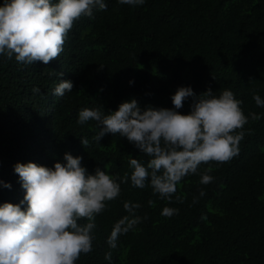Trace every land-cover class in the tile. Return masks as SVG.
<instances>
[{
    "label": "trees",
    "instance_id": "obj_1",
    "mask_svg": "<svg viewBox=\"0 0 264 264\" xmlns=\"http://www.w3.org/2000/svg\"><path fill=\"white\" fill-rule=\"evenodd\" d=\"M105 3L106 11L94 8L91 17L75 21L59 59L47 65L0 55V205L18 204L26 194L16 164L53 168L71 153L83 157L90 174L100 167L113 178L129 175L120 196L96 217L93 250L76 264H264V107L253 99L264 100V0ZM62 81L73 82V90L55 96ZM181 86L197 95L230 89L249 117L238 154L200 166L199 173L212 169L211 183L201 184L195 174L177 185L183 203L175 196L160 199L150 186L133 187L130 159L146 166L149 158L119 135L109 133L97 143L96 122H77L84 108L107 114L133 98L142 109L173 108L171 97ZM179 111L190 113L191 98ZM129 201L141 205V222L112 249L107 239L128 215L123 205ZM165 207L178 214L162 215Z\"/></svg>",
    "mask_w": 264,
    "mask_h": 264
},
{
    "label": "clouds",
    "instance_id": "obj_2",
    "mask_svg": "<svg viewBox=\"0 0 264 264\" xmlns=\"http://www.w3.org/2000/svg\"><path fill=\"white\" fill-rule=\"evenodd\" d=\"M118 2L140 6L145 0ZM94 8L106 11L107 4L105 0H3L0 55L9 59L14 56L20 64L47 65L59 59L75 21L82 16L91 17ZM73 87V82L62 81L53 94L63 97ZM190 98L191 111L182 114L179 110ZM253 99L258 107H264L259 95L254 94ZM171 101L173 108L142 109L133 98L107 114L99 108H84L77 122H96L99 130L93 137L95 142L100 143L109 133L119 135L149 158L146 166L136 158L130 159L133 187L150 186L153 195L160 199L171 202L175 196L177 202L183 203V198L175 195L177 185L195 174L201 175V184L211 183L212 169L199 173L200 166L226 163L235 157L249 117L240 107L242 101L230 89L222 90L218 96L211 88L197 95L191 87L181 86ZM250 115L252 120L260 119L256 113ZM81 143L87 148L89 140L81 139ZM82 160V156L65 153L66 163L56 162L53 168L33 162L15 165L26 194L18 204L0 205V264H76L81 255L93 250L96 217L120 196L121 182L127 183L129 175L113 178L100 167L90 174ZM204 195L201 190L200 196ZM148 203L152 205L153 201ZM193 203L198 200L194 198ZM123 207L128 215L114 224L107 239L112 249L117 247L121 235L141 222L136 214L139 203L129 201ZM178 211L165 207L161 214L171 217ZM105 259L111 261L112 253L107 252Z\"/></svg>",
    "mask_w": 264,
    "mask_h": 264
}]
</instances>
